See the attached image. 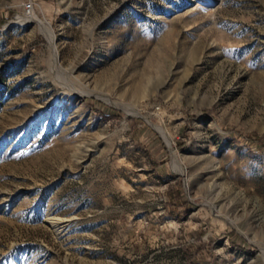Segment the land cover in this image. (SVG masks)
<instances>
[{"label":"rangeland","instance_id":"obj_1","mask_svg":"<svg viewBox=\"0 0 264 264\" xmlns=\"http://www.w3.org/2000/svg\"><path fill=\"white\" fill-rule=\"evenodd\" d=\"M0 264H264V0H0Z\"/></svg>","mask_w":264,"mask_h":264},{"label":"built area","instance_id":"obj_2","mask_svg":"<svg viewBox=\"0 0 264 264\" xmlns=\"http://www.w3.org/2000/svg\"><path fill=\"white\" fill-rule=\"evenodd\" d=\"M25 9L29 12L32 10V3L25 4Z\"/></svg>","mask_w":264,"mask_h":264},{"label":"bare ground","instance_id":"obj_3","mask_svg":"<svg viewBox=\"0 0 264 264\" xmlns=\"http://www.w3.org/2000/svg\"><path fill=\"white\" fill-rule=\"evenodd\" d=\"M36 17H35V15H33V19H35Z\"/></svg>","mask_w":264,"mask_h":264}]
</instances>
